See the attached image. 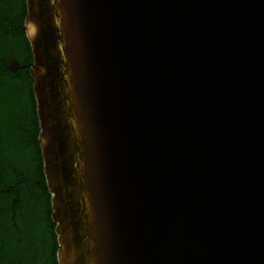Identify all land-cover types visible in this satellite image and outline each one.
Instances as JSON below:
<instances>
[{"label": "water", "instance_id": "1", "mask_svg": "<svg viewBox=\"0 0 264 264\" xmlns=\"http://www.w3.org/2000/svg\"><path fill=\"white\" fill-rule=\"evenodd\" d=\"M57 264H264V0H25Z\"/></svg>", "mask_w": 264, "mask_h": 264}, {"label": "flooded vegetation", "instance_id": "2", "mask_svg": "<svg viewBox=\"0 0 264 264\" xmlns=\"http://www.w3.org/2000/svg\"><path fill=\"white\" fill-rule=\"evenodd\" d=\"M25 16V0H0V264H57Z\"/></svg>", "mask_w": 264, "mask_h": 264}]
</instances>
